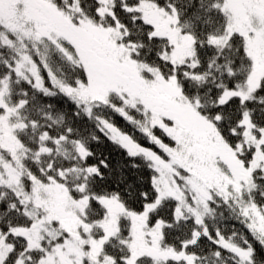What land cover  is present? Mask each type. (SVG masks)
Returning a JSON list of instances; mask_svg holds the SVG:
<instances>
[{
    "label": "snow or ice",
    "instance_id": "obj_1",
    "mask_svg": "<svg viewBox=\"0 0 264 264\" xmlns=\"http://www.w3.org/2000/svg\"><path fill=\"white\" fill-rule=\"evenodd\" d=\"M0 264H264V0H0Z\"/></svg>",
    "mask_w": 264,
    "mask_h": 264
}]
</instances>
